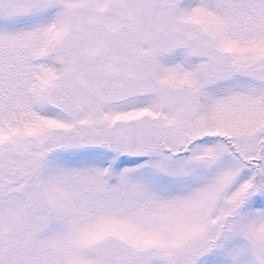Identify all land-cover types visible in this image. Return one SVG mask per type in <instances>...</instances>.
<instances>
[{"label": "snow or ice", "instance_id": "obj_1", "mask_svg": "<svg viewBox=\"0 0 264 264\" xmlns=\"http://www.w3.org/2000/svg\"><path fill=\"white\" fill-rule=\"evenodd\" d=\"M0 264H264V0H0Z\"/></svg>", "mask_w": 264, "mask_h": 264}]
</instances>
